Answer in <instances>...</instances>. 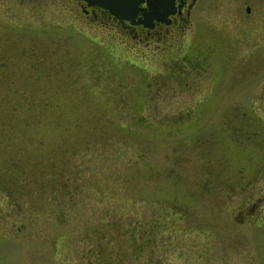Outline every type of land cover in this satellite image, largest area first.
Here are the masks:
<instances>
[{"label": "rangeland", "instance_id": "374dc122", "mask_svg": "<svg viewBox=\"0 0 264 264\" xmlns=\"http://www.w3.org/2000/svg\"><path fill=\"white\" fill-rule=\"evenodd\" d=\"M71 8L0 0V264H264V0L170 45Z\"/></svg>", "mask_w": 264, "mask_h": 264}, {"label": "flooded vegetation", "instance_id": "af4514ba", "mask_svg": "<svg viewBox=\"0 0 264 264\" xmlns=\"http://www.w3.org/2000/svg\"><path fill=\"white\" fill-rule=\"evenodd\" d=\"M65 1L71 4L73 22L78 24L77 18L82 17V23L88 28L107 32L111 39L116 40L115 43L127 38L136 44L165 42L163 45H170L171 39L179 36V32L189 24L199 0H141L134 3L127 13L121 12L117 16L106 8L89 5L84 0ZM244 9L245 15H249V6ZM101 41L108 42L106 39Z\"/></svg>", "mask_w": 264, "mask_h": 264}, {"label": "water", "instance_id": "95a60500", "mask_svg": "<svg viewBox=\"0 0 264 264\" xmlns=\"http://www.w3.org/2000/svg\"><path fill=\"white\" fill-rule=\"evenodd\" d=\"M89 5H97L108 9L111 13L117 16L121 12L127 13L134 5L141 0H84ZM136 1V2H135ZM125 17H128L125 15Z\"/></svg>", "mask_w": 264, "mask_h": 264}]
</instances>
